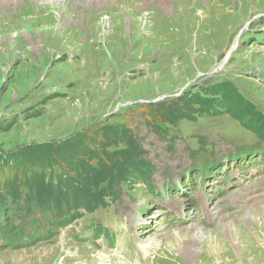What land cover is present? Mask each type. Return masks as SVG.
I'll return each mask as SVG.
<instances>
[{"label":"rangeland","instance_id":"obj_1","mask_svg":"<svg viewBox=\"0 0 264 264\" xmlns=\"http://www.w3.org/2000/svg\"><path fill=\"white\" fill-rule=\"evenodd\" d=\"M222 83L264 120V0H0V156L24 149L26 164L28 147L126 126L153 167L144 183L131 179L66 229L0 246V264H264V227L250 252L238 230L253 234L251 219L264 214V203L255 206L264 200V156L241 154L264 142L205 92ZM196 98L215 99L217 112H196ZM159 104L178 116L160 118ZM214 213L233 225L218 228ZM194 225L206 235L184 242L193 250L184 257L170 242L195 235Z\"/></svg>","mask_w":264,"mask_h":264},{"label":"trees","instance_id":"obj_2","mask_svg":"<svg viewBox=\"0 0 264 264\" xmlns=\"http://www.w3.org/2000/svg\"><path fill=\"white\" fill-rule=\"evenodd\" d=\"M205 92L218 94L229 114L250 127L260 139L264 137V120L255 115L254 107L236 88L222 83ZM186 101L191 105V100ZM194 101L198 105L196 112H217L215 99L196 98ZM189 105L185 107L188 114L192 110ZM158 107L164 115L160 118L178 116L176 108L163 104ZM153 129L161 131L157 123ZM99 139L103 143H96ZM76 142L48 143L47 150L42 144L28 147L26 164L19 157L24 149L11 160L0 156V227H9L0 228V236L15 232L9 234V240L20 244L34 239L36 234L37 238L49 237L42 231V223H50L54 230L65 228L82 217L83 212L93 213L107 206V197L117 199L122 187L131 179L143 183L144 179H149L153 167L144 160L146 153L128 127L108 128ZM34 212L39 215L37 219H31ZM12 218L18 219V225L31 228L28 237L22 229L17 233L11 226Z\"/></svg>","mask_w":264,"mask_h":264},{"label":"bare ground","instance_id":"obj_3","mask_svg":"<svg viewBox=\"0 0 264 264\" xmlns=\"http://www.w3.org/2000/svg\"><path fill=\"white\" fill-rule=\"evenodd\" d=\"M187 25L190 27V22H186V23H182V25H181V27H183V29L184 30H188L187 29ZM189 34V33H188ZM180 36H183L182 34H179L178 36H176V37H180ZM160 38V37H159ZM180 196V198L179 199H182V200H186L187 198H188V196L186 195V194H184V193H182V191H179L178 193H177V196ZM202 200V199H201ZM170 201H172V200H170ZM234 201V200H233ZM174 202V205L173 206H170L171 208H173V209H175V210H177V211H181V210H179V208L177 207V205H175V202L176 201H173ZM201 202V205H202V208H206V205H205V202L202 200V201H200ZM237 203V202H236ZM262 203H264V200H262V201H259L258 203H256L255 204V206L256 205H258V204H262ZM177 211H175L174 213H172V215H174V216H179V215H177L178 213H177ZM190 213V212H189ZM171 214V213H170ZM171 215V216H172ZM194 215H195V213L194 212H192V214L190 215V217L188 218L189 220H191V219H193L194 218ZM213 219H216V220H219L220 221V223L218 224V228L221 226V227H223V226H229V227H231V225H233L232 224V222H229V223H227V224H224L223 225V223H222V221L224 220L221 216H218V215H216L215 213L213 214ZM253 217V216H252ZM180 223L181 224H186L187 223V217H184V218H181L180 219ZM250 224H251V229H252V231H253V234H251L250 232H244V231H240V229H238L239 230V232H240V236H241V239H243V241H241L240 243H239V246H241V244H242V248L243 249H245L244 251H246L247 250V252H250L253 248H254V246H253V243H252V241H253V238H254V236H255V238L258 240L259 238H258V232H260V229L261 228H263L264 227V214H262L261 215V217L259 218V219H257L255 216L253 217V219H251V222H250ZM136 225V224H135ZM134 226V225H133ZM137 228V226L135 227V229ZM241 228V227H240ZM188 229H190V230H188L189 231V233L191 234L192 232H195L196 234L195 235H191L192 237H188V236H181V235H175L173 238H172V241H173V243L172 242H170L171 244V246H173V248H174V250H177L176 252L177 253H179V254H182V255H184V257H187V255H188V253H190V252H193V250L190 248V247H186L185 245H184V242H187V243H193V244H195L196 242H198L199 240H203L204 239V237H205V235H206V233H205V231H204V229L202 228H198L197 226H189L188 227ZM241 230H243V229H241ZM261 230H263V229H261ZM251 235H253V236H251ZM176 240V241H175ZM261 240V239H260ZM259 240V241H260ZM196 241V242H195ZM175 242H178V245L175 243ZM181 243V244H180ZM261 243V242H260ZM259 243V244H260ZM264 243V242H263ZM64 244H66L65 246H67L68 244L66 243V242H64ZM221 244H223V243H221ZM220 244V245H221ZM143 245V249H145L146 247L144 246V244H142ZM145 245L147 246V247H149V248H152V247H157V245H158V242H155L153 239H150V240H148V241H146L145 242ZM261 245V244H260ZM214 246H215V250H217V252L216 253H219V254H221V252H220V246H219V244L216 242L215 244H214ZM222 246V245H221ZM222 248V247H221ZM233 248V247H232ZM227 249V248H226ZM229 249V248H228ZM146 251H148V250H146ZM258 251V250H257ZM231 252V251H230ZM232 252H233V250H232ZM229 253V252H228ZM241 253V252H240ZM145 254V253H144ZM68 255H70L71 256V254L69 253ZM244 255V254H243ZM246 255V254H245ZM256 255V254H255ZM241 256V255H240ZM234 257V256H233ZM242 258V257H241ZM244 258V257H243ZM258 260V259H257ZM254 262V261H253ZM261 262V261H260ZM231 263V262H230ZM242 263V262H241ZM245 264V263H244ZM251 264V263H250ZM253 264H256V263H253Z\"/></svg>","mask_w":264,"mask_h":264}]
</instances>
